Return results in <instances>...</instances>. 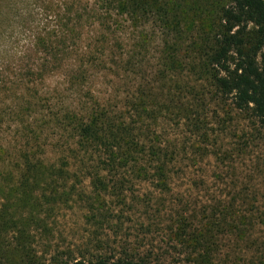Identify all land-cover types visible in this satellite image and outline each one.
<instances>
[{
  "label": "trees",
  "instance_id": "obj_1",
  "mask_svg": "<svg viewBox=\"0 0 264 264\" xmlns=\"http://www.w3.org/2000/svg\"><path fill=\"white\" fill-rule=\"evenodd\" d=\"M17 1L0 0V43L16 47L0 68V264H161L127 242L93 255L47 243L66 209L117 234L153 200L182 206L170 230L189 261L215 264L232 234L250 264H264L253 193L190 215L196 207L173 194L183 167L214 147L212 124L245 122L264 140V0H36L44 20L29 25L27 45L12 25Z\"/></svg>",
  "mask_w": 264,
  "mask_h": 264
},
{
  "label": "rangeland",
  "instance_id": "obj_2",
  "mask_svg": "<svg viewBox=\"0 0 264 264\" xmlns=\"http://www.w3.org/2000/svg\"><path fill=\"white\" fill-rule=\"evenodd\" d=\"M17 2L22 9V17L19 18L15 14L18 18L12 25L18 32L19 45H27L29 41L26 35L29 25L32 26L44 20L42 8L39 6L41 3L32 0L29 8H26L20 0ZM28 9L34 12L29 18L26 16ZM14 46L0 43V68L4 67L7 59L5 52L14 53L16 48ZM215 119L217 118L212 116V121ZM212 126L215 134L209 145L214 147H208L209 155L196 166L185 165L183 172L177 174L173 183L175 197L189 200L188 208L196 207V209L188 210L186 215L194 211L199 212L200 209L213 203L211 202L213 199L229 200L244 189L253 193L250 198L256 197V205L264 208V140L255 139L253 128L238 120L221 125L212 124ZM170 133L173 135L172 131ZM224 153L228 155L227 159ZM186 161L188 163V160ZM195 181L196 186L192 185ZM136 191L141 196L145 195L147 199L149 198L146 194L155 195L154 188L147 183H137ZM175 203L173 205L169 201L167 207L159 208L155 200L150 204V208L138 204L136 210L126 213L130 220L125 221L123 230L117 234L110 228H105L96 234V229L86 224L81 209H66L52 225L54 236L49 237L50 242L46 241L52 245V252H55L58 247L60 251L70 249L75 255L80 253L79 249L91 255L102 252L111 253L115 250L117 254H121L125 249L123 243L127 242V251L132 252L136 249L135 251L143 255L152 252L154 257L161 259V264H195L188 259L189 249L175 238L170 230L173 226L176 231L177 226H174L173 219L180 211L177 210L182 208ZM242 205L247 206L249 203L238 201L237 207ZM157 209H160V212ZM146 211L149 214H146ZM218 247L215 264H250L251 254L248 247L245 243L236 240L232 234L221 236ZM44 249V246H39V251L47 254L49 258V254L44 252Z\"/></svg>",
  "mask_w": 264,
  "mask_h": 264
}]
</instances>
